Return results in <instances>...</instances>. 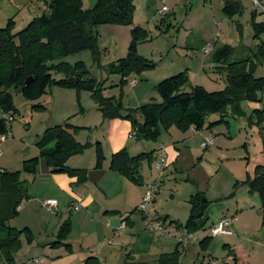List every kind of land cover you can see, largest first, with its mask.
<instances>
[{"label": "trees", "instance_id": "1", "mask_svg": "<svg viewBox=\"0 0 264 264\" xmlns=\"http://www.w3.org/2000/svg\"><path fill=\"white\" fill-rule=\"evenodd\" d=\"M135 0H97L90 9H83L82 0H51L48 11L32 19L26 27L15 31V21L10 19L5 28L0 29V109L5 115H16L13 93L20 94L27 101L42 98L52 86L88 92L98 105L104 120L122 119L130 121L137 140L156 142L162 133L172 127L187 132L194 127L202 130L212 115H220L223 123L227 116L241 117L242 102L259 103L264 91V78L255 76L257 65L252 60L232 61L234 48L225 45L213 53L216 73L225 75L226 88L210 93L201 86H192L187 72L159 82L156 91L161 99L137 109H127L121 100L105 96L108 79L100 81L93 77L82 62L69 65L56 63L64 57L90 51L97 66H101L104 50L99 44L98 28L104 25L132 26L135 13ZM224 13L234 17L239 9L226 2ZM240 12V11H239ZM164 21L162 22V24ZM254 36L264 33V25L252 22ZM148 31L141 27L131 30V43L126 58L109 65L110 75L121 77L120 86L128 85L131 76H139L152 69L153 64L138 55V45L148 40ZM264 48V43L262 44ZM263 55L262 51H259ZM53 73L62 75L56 81ZM231 114L229 115V111ZM140 111L142 122L133 113ZM257 125L264 123V109L254 110ZM219 123H212V127ZM81 128L70 124L55 126L44 131L36 143L39 155L23 162L22 169L15 172L2 171L0 174V263L4 260L14 264V253L19 250L21 237L28 243L33 242V234L25 228L21 231L10 228L9 220L19 215V207L29 198L24 175L35 176L40 164H44L51 173H64L77 178L78 184L87 181L88 171L69 167L73 157L82 155L94 146L96 149L95 171H101L106 160L99 143L81 144L76 134ZM8 133L4 119H0V137ZM153 152L131 157L126 149L114 154L110 168L135 185H142L140 168L143 163H153ZM261 199L264 218V167L258 166L255 178L249 177L244 183ZM197 193L190 197V213L184 228L189 234L207 230L206 210L208 201ZM71 232V223L65 222L59 229L56 242L51 246H64L72 253V248L63 241ZM212 237L199 242L202 251L208 249ZM180 246L173 253L162 254L157 264H183ZM238 264L234 253H230ZM83 264H102L96 257L87 258ZM200 264H204L201 262Z\"/></svg>", "mask_w": 264, "mask_h": 264}, {"label": "rangeland", "instance_id": "2", "mask_svg": "<svg viewBox=\"0 0 264 264\" xmlns=\"http://www.w3.org/2000/svg\"><path fill=\"white\" fill-rule=\"evenodd\" d=\"M96 1L82 0L83 9L92 8ZM166 1L167 6L174 14L166 24L159 25L157 21L150 19L147 6L143 8L140 6L141 0H135V11L137 4L139 8L136 19L133 18V25L119 26L126 27L127 29L130 28V31L128 30L130 42L127 43L126 36L123 33L112 37L114 40L108 48V52L103 54L101 66L95 64L90 51L64 57L57 60L56 63L64 62L73 66L78 62H82L90 74L96 79L100 81L108 79L105 83L108 96L121 100L127 109H137L149 103L151 100H155L157 103L161 102L156 91V86L159 82L178 75L182 71H186L189 77L191 71L198 70V62L201 56V60L203 59L204 55H197L193 59L192 52L194 50L197 53L201 51L202 40L203 42L207 41L208 45L214 39H217L219 42L216 48L225 46L226 44L231 46L234 48L232 61L252 60L257 65L255 76L257 78H264V55L259 54V51H261L260 43L264 42V33L256 38L253 28L248 24L250 17L252 16L253 18V5L251 0H239L237 2L238 4L234 6L240 12L237 11L234 17L227 16L223 11L227 0H207L206 2L205 0ZM50 2L51 0H44L43 6L48 7ZM137 20L143 23L144 29L148 31L149 35L147 41L138 45V55L154 66L152 69L141 74L140 81H137V88L133 89L129 85V79L128 85L120 86L121 77L119 75L108 74L107 68L110 64L127 57L131 43V30L135 27L134 22L136 24ZM7 22L4 25L0 23V29L5 28ZM23 22L21 18L15 21L14 32L21 31L26 27V25L22 24ZM239 24H243L241 28H239ZM247 49L250 51H247ZM213 53L206 56L212 64H214ZM211 73H213L212 70L206 69V73H202L203 79L209 81L207 75H211ZM53 78L58 81L62 79V75L53 73ZM226 84V78L217 73L212 84L208 85L207 91L210 93L223 91L226 88ZM57 91H62L64 94L56 97ZM260 97L262 101L259 103H241V109L244 113L241 117L227 116L223 123H219L221 116L212 115V117L214 116L219 119L216 122L219 124L209 128L212 130L218 128L215 132L220 133L214 136V147L203 151L200 147L202 139L199 137L193 139L192 162L189 164L190 161H187V163L180 165V167L178 165V172L173 173V175L169 174L170 177L164 180L161 195L159 196L158 202L154 205L153 214L170 216L176 218V220L179 219L184 227L189 215V199L191 194L197 191L198 185L205 192L204 197L206 199H212L219 194H231L235 183L232 177V168L241 166L243 173L249 161L251 165L259 160L263 162L264 123L262 129L251 123L253 110L251 109V104H256L255 106L260 108V110L264 109V91L260 94ZM52 99L54 102H51ZM13 104L16 109V115H8L14 116L15 118L14 121L7 123L8 134L4 140L0 138V152L3 155L2 161L8 160L9 163L18 168L17 170L21 169L23 160L28 156H31V158L37 157L36 153L38 149L36 143L38 138L43 135L47 125L54 124L53 127H55L70 124L74 127L81 128L76 134V137L85 130L91 129L94 131L99 128V125L95 123L97 112L95 109H92L94 100L88 92H77L73 89L52 86L42 98L35 101H27L20 94L13 93ZM228 111L230 115L231 110ZM4 116L5 114L0 109V119H4ZM133 116L139 122H142L140 111H135ZM207 122L212 121L207 120ZM210 124L212 123H206L204 127H208ZM209 131L207 130V132ZM133 139L137 140L135 135ZM221 141H223V145ZM248 158L249 160H247ZM201 161L207 162L210 166L218 170V174L212 177L207 165L201 164ZM243 183L240 185L245 186L246 184ZM230 190L231 193H228ZM250 193L254 195H250ZM247 195L248 199L251 200L254 197L260 198L252 190H247ZM234 196L232 193L225 200H231ZM153 204L154 202L146 208L145 212L152 209ZM21 208L22 206L19 207V210L22 212ZM26 209L22 214L19 211L20 215L8 222L10 228L19 231L29 226L28 229L33 234V242L31 244L27 242L25 236L21 237L19 250L13 255L14 264H77L73 261H67L65 260L66 258L62 257V255H72L76 250L78 252L79 249L75 246V250L74 245L71 246L68 243L70 234L73 232L72 224L70 234L63 241L64 244L71 246L72 253L67 251L64 246L52 247L51 245L57 241L56 238L44 249L40 245L41 242H39V240L44 238V233L39 226V220L35 218V212H32L28 208ZM209 230L210 228L206 231H199L196 234L200 241L204 239L205 235L206 237H210ZM72 236V238L81 240L82 235L80 231L75 230ZM221 238V235L214 238V242H217V244L213 248L212 254L208 253V249L202 251L199 247L200 262L205 260L204 264H217V262H212L214 260L222 264V258L224 257H222L221 249L223 247L221 248L218 244ZM172 241H175V239ZM52 249L55 252L50 253V251H53ZM60 250L62 253H58ZM0 264L8 263L3 260ZM148 264L155 263L149 261ZM229 264H234V262H229Z\"/></svg>", "mask_w": 264, "mask_h": 264}, {"label": "crops", "instance_id": "3", "mask_svg": "<svg viewBox=\"0 0 264 264\" xmlns=\"http://www.w3.org/2000/svg\"><path fill=\"white\" fill-rule=\"evenodd\" d=\"M43 1L0 0V23L4 25L10 19H15L16 21L18 18H21L24 21L22 24L27 25L32 19L48 11V7L43 6ZM238 1L227 0L226 2L237 5ZM163 5L168 7L166 0L164 4L158 0H141L140 6L143 8L147 6L150 19H154L159 25H164L173 16L174 12L168 7L170 13L160 16L158 11L161 10ZM138 8L137 4L134 19H136ZM252 11L253 18L252 16L250 17L248 24L252 27V22L254 21L256 24L264 25V17L260 13L255 12L254 9ZM163 21L164 23L162 24ZM134 25L135 27L144 28L143 23L139 20L136 21V24L134 22ZM242 25L239 24V28ZM125 28L113 25H104L98 28L99 44L101 49L105 51L104 53L108 52V48L114 40L112 37L114 36L123 33L126 36L127 43L130 42L128 32L130 28ZM218 42L215 44L213 51L217 49L216 45ZM263 43H260V49L264 55ZM206 46L207 41L203 42L202 40L201 51L199 53L195 50L192 52L193 59L197 55L200 56V54L204 56L202 60L201 56L198 62L199 69L191 71L189 76L192 86H201L205 90L208 89V85L212 84L217 75L214 70L216 65L212 64L209 58L206 57L207 55H211L213 51L205 53ZM247 51L250 50L247 49ZM206 69L213 72L211 75H207L209 81L204 80L202 77V73H206ZM223 76L225 77V75ZM141 77V75L131 76L129 80L138 81ZM136 88L137 86L133 87V89ZM56 94L57 97L64 93L57 91ZM104 95L108 96V92L105 91ZM155 99L158 101L157 98ZM51 102H54V100L52 99ZM255 105L251 104V109H253L251 123L258 126L253 111L260 110V108ZM92 109H95L97 112L95 123L99 125V128L96 126L98 129L94 131L91 129L83 131L76 137V140L81 144L90 143L95 145L99 143L101 145L106 158L103 169L95 171L96 149L94 146L87 149L82 155L73 157L68 163L72 169L88 171L87 181L83 184H78L77 178H71L67 174L51 173V170L44 164H40L35 176L24 175L22 177V179L27 181L25 187L29 196L22 203L23 205H21L22 212H25L26 208L35 212V218H38L39 226L44 233V238L39 240L41 242L40 245L44 249L56 238L57 231L65 222L69 221L72 224L73 232L75 230L80 231L82 235L81 240L72 238L73 232H71L68 241L71 246L74 245V248L75 246L79 248L78 252L75 248L76 251L74 250L75 252L72 255L60 254L67 261L83 264L87 258L96 257L102 264H148L149 261L157 264L160 255L175 251L178 246L177 237L184 234V228H179L182 226L179 219L178 221L176 218L170 216H160L152 213L154 205L158 202L161 195V189L158 197L156 196L157 198H155L152 209L147 212L137 211L145 194L147 184L155 178L156 173L153 168L155 157L160 149H164L168 159L169 166L162 178V188L164 180L170 177L169 174L173 175V173H177L180 165H184L187 161H190L189 164L192 162L193 139L197 137L201 138V147V144L207 138L220 134L215 132L218 128L212 130L209 126H206L202 130H196L192 127L187 132H181L177 128L172 127L168 132L162 133L156 142L134 140V136H132L134 131L130 121L122 119L103 120L100 111H98V105L95 102ZM208 121L212 122L207 123H216L219 119L211 116ZM53 126L54 124H49L45 130ZM258 127L262 129L263 124ZM207 130L210 131L207 132ZM221 144L223 145V141H221ZM214 145L215 137L214 143L211 146L206 149L201 148V150H208L209 148H213ZM123 149H126L131 157L151 152L154 153L153 163H143L140 168L142 178V185L140 186L133 184L110 168L112 156ZM38 154L39 151H37L36 156ZM2 156L0 157V170L5 172L18 171V168L9 163L8 160L3 162ZM30 158L31 156H28L23 162ZM202 161L200 163L207 165L212 177L218 174V170L207 162ZM258 162L251 165L249 161L243 173L241 166L232 168V177L235 182L232 191L233 195H235L233 199L225 200L232 194L230 190L228 193L231 194H219L212 199L205 198L204 200L209 203L206 210V219L208 220L207 230L217 224L223 217L234 218L233 225L228 229L229 234L221 235L222 238L218 242L221 248L223 247L221 249L222 257H224L222 258V264L234 262L230 254L231 252L237 257L238 264H264V218L261 199L255 197L253 200L248 199L247 190L250 191L249 185L241 186L243 182L247 181L248 177L251 180L255 178V170L258 166L264 167V158L263 162L262 160ZM197 193L205 196V192L199 185L197 191L191 194V196ZM250 195L254 194L250 193ZM47 201H54V207L49 209L45 205ZM78 203L81 204V207L77 211L69 210L72 204ZM123 221L126 222V228L121 232H117ZM159 225L163 227V230L158 229ZM168 232L174 234V236L168 237L166 235ZM215 237H212V242L208 247L209 254L213 253V248L217 244V242H214ZM173 239L175 241H172ZM213 242L214 244L212 245ZM198 243L190 245L185 250L179 249L182 253L181 262L183 264H200L202 262H200V246ZM52 252L55 251H50V253ZM58 253H62L61 250ZM203 262L205 263V260ZM212 262L219 264L218 261L213 260ZM234 264L236 263L234 262Z\"/></svg>", "mask_w": 264, "mask_h": 264}, {"label": "built area", "instance_id": "4", "mask_svg": "<svg viewBox=\"0 0 264 264\" xmlns=\"http://www.w3.org/2000/svg\"><path fill=\"white\" fill-rule=\"evenodd\" d=\"M158 1H161L163 4L165 3V0H158ZM251 2H252L254 11L260 13L264 17V2H263V0H251ZM169 13H170L169 8L164 6V5L161 8V10L158 11V14L160 16H163V15H166ZM216 43H217V39H214L212 42H210L206 46L204 52L205 53H211L213 51V48H214ZM129 84L133 88L137 85V81L136 80L130 81ZM14 118H15L14 116H8V115L4 116V120L6 121V123H10V122L14 121ZM6 135H4L0 138H2L4 140ZM132 136H134V133L132 134ZM213 143H214V137L210 136L201 144V148L206 149L207 147L211 146ZM1 156H2V153L0 152V157ZM168 166H169V164H168V159H167L165 150L160 149L158 151V153L155 157V161L153 163V168H154V171L156 172V176L152 180V182L147 184L145 194L143 196L141 204L137 208V211L145 212L146 208L155 201L156 196L160 192L161 185H162V178H163V175H164L166 169L168 168ZM1 173H2V170H0V174ZM54 204H55L54 201H47L45 203V205L49 209L53 208ZM80 207H81L80 203L72 204L69 207V210L70 211H77ZM233 222H234V218L223 217L222 219H220V221L217 224L213 225L210 228V230H209L210 237H215L217 235L229 234L228 229L233 225ZM125 228H126V222L123 221L121 226L117 229V232H121ZM158 229L163 230V227L159 225ZM166 235L168 237L174 236V234L169 233V232L166 233ZM177 242H178V245L180 246V248L182 250H185L186 248L189 247L190 244L198 243L199 238L196 234H189L186 231H184V234L182 236L177 237Z\"/></svg>", "mask_w": 264, "mask_h": 264}]
</instances>
